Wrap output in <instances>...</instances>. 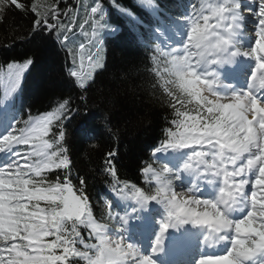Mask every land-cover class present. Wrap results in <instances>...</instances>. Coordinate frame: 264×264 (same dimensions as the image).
I'll list each match as a JSON object with an SVG mask.
<instances>
[{
  "label": "snow or ice",
  "instance_id": "1",
  "mask_svg": "<svg viewBox=\"0 0 264 264\" xmlns=\"http://www.w3.org/2000/svg\"><path fill=\"white\" fill-rule=\"evenodd\" d=\"M113 4L136 18L131 8ZM13 7L35 16L26 39L54 36L67 50V77L84 101L94 73L105 66L102 36L115 31L103 22L99 0L80 24L83 29L90 21L92 28L87 68L85 44L71 46L74 21L60 19L71 9L61 12L58 0L30 8L0 0V19ZM134 7L156 18L149 35L156 42L152 72L172 118L153 149L159 166L141 170L154 192L121 184L115 152L107 153L105 172L117 200L135 202L133 212L152 203L162 207L150 249L143 247L149 222L137 226L131 240L129 213L105 200L111 224L98 222L85 180L73 184L68 125L81 109L71 95L50 111L18 118L14 95L36 63L27 58L7 66L0 100V264H158L168 230L185 225L203 230L202 252L222 249L198 255L193 264H264V0H198L167 16L156 0H136ZM92 133L89 125L79 132L84 139Z\"/></svg>",
  "mask_w": 264,
  "mask_h": 264
},
{
  "label": "trees",
  "instance_id": "2",
  "mask_svg": "<svg viewBox=\"0 0 264 264\" xmlns=\"http://www.w3.org/2000/svg\"><path fill=\"white\" fill-rule=\"evenodd\" d=\"M186 1L156 0V3L162 13L175 15L181 10L178 6L186 7ZM19 2L30 8L33 3L51 4L53 0ZM96 2L58 0L61 12L68 9H71L70 15L76 12L73 32L69 33L71 46L78 47L79 43H84L88 48L78 27L87 19ZM99 2L104 8L103 22L115 31L102 37L105 66L95 74L84 101L79 98V89L74 88L67 77L66 65L71 66L72 58L55 37L31 42L25 38L35 19L31 11L13 7L0 19V73H4L13 62L22 63L27 58L36 61L14 95L15 107L24 118L29 111L32 115L50 111L58 99L69 95L80 107V115L68 125L72 182L79 186V180H85L83 187L93 215L103 223L102 199L111 190L113 182L105 172L107 153H116L113 162L121 184L127 182L145 190L147 182L141 170L152 164L151 152L164 139L172 117L166 95L152 72L154 43L149 35L150 28L157 23L152 13L135 8L136 0H116L117 4L135 12L136 18L132 19L121 12L113 0ZM60 19L65 24L69 23L68 16L61 15ZM90 114H94V119ZM84 125L93 128L91 139L80 136ZM51 178L55 179V175ZM82 234L86 238L87 231L82 230Z\"/></svg>",
  "mask_w": 264,
  "mask_h": 264
},
{
  "label": "bare ground",
  "instance_id": "3",
  "mask_svg": "<svg viewBox=\"0 0 264 264\" xmlns=\"http://www.w3.org/2000/svg\"><path fill=\"white\" fill-rule=\"evenodd\" d=\"M237 86H239V87H242L243 86V79H240V81H239V84L237 85ZM0 131H2V129H0ZM121 210H123V208L121 209ZM160 214H163V215H165V213H164V211H154V215H160ZM142 217V216H141ZM132 221V217H130V222ZM130 225V224H129ZM191 226V225H190ZM189 226V227H190ZM192 227V226H191ZM192 228H194L196 231H200L201 233L203 232V230L201 229V228H199V227H192ZM129 231H130V229H129ZM179 230H176V229H169L168 230V232H173V233H175V234H177V232H178ZM154 233H155V230H153L152 232H150V234H149V236L148 237H152L153 235H154ZM128 235H129V239H133L134 241L137 239V235L135 234V232H133V234H130V233H128ZM135 235V236H134ZM180 240V239H179ZM182 240L184 241L185 240V249L187 248V250L190 252V253H188V255L189 254H194L195 253V251L192 249V247H190V243H189V240H190V238L189 237H187L186 235H184V237L182 238ZM143 243H144V240H143ZM144 249H145V247H144ZM146 251H148V250H146ZM205 252H208V250H204L203 251V254L205 253ZM175 260H176V262H175V264H190L188 261H189V259H185V258H181V257H177V258H175ZM159 262V261H158ZM158 264H161L160 262L158 263Z\"/></svg>",
  "mask_w": 264,
  "mask_h": 264
},
{
  "label": "rangeland",
  "instance_id": "4",
  "mask_svg": "<svg viewBox=\"0 0 264 264\" xmlns=\"http://www.w3.org/2000/svg\"><path fill=\"white\" fill-rule=\"evenodd\" d=\"M193 2H198V0H190V3H193ZM75 10V9H74ZM76 12H74V14L72 13V15H69L68 17H69V21L70 20H73L74 22H75V20H76V14H75ZM70 16H72V17H70ZM83 23V22H82ZM81 23V24H82ZM86 27H84V29L81 31L82 32V35H85L86 33H84L85 31H86V28H87V25H85ZM78 29H81L80 28V25H79V27H78ZM92 30V29H91ZM70 36V35H69ZM156 43V42H155ZM86 53V52H85ZM103 56H104V59H105V52L103 51ZM78 58H79V56H78ZM88 63V61H87V57L85 56V59H84V64L85 63ZM99 70H101V69H98V70H96V72L94 73V76H95V74L99 71ZM1 80L2 81H4L5 80V76L2 74L1 75ZM4 82H6V80L4 81ZM6 85H7V83H6ZM17 115H18V118L20 117V115L17 113ZM153 162H154V165H155V167H158L159 166V164H158V162L157 161H155L154 160V158H153ZM152 183V185H153V187H154V191H155V183L154 182H151ZM108 200H110V201H112L114 204H115V206L116 207H119L121 204H123L124 202H121V201H119V200H117V197L115 196V195H112L111 196V198L110 199H108ZM104 205H105V203H104ZM106 208V207H105ZM118 211H119V209H117ZM122 214H123V212H121ZM106 223H109V224H111V222L110 221H108V219H107V208H106ZM94 242V241H93Z\"/></svg>",
  "mask_w": 264,
  "mask_h": 264
}]
</instances>
